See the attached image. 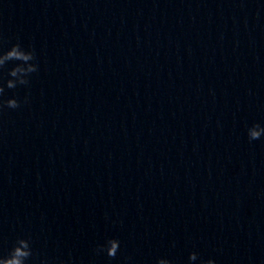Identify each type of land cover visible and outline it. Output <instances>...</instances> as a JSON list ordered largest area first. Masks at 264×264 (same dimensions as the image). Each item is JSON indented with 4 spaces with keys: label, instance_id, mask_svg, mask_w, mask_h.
Returning a JSON list of instances; mask_svg holds the SVG:
<instances>
[{
    "label": "water",
    "instance_id": "95a60500",
    "mask_svg": "<svg viewBox=\"0 0 264 264\" xmlns=\"http://www.w3.org/2000/svg\"><path fill=\"white\" fill-rule=\"evenodd\" d=\"M15 43L37 71L0 111V255L264 264V0H0Z\"/></svg>",
    "mask_w": 264,
    "mask_h": 264
},
{
    "label": "clouds",
    "instance_id": "9594fccd",
    "mask_svg": "<svg viewBox=\"0 0 264 264\" xmlns=\"http://www.w3.org/2000/svg\"><path fill=\"white\" fill-rule=\"evenodd\" d=\"M35 56L33 51L26 50L19 43L12 44L9 48L0 50V111L4 108L17 109L21 101L15 96L4 98L5 89H15L19 85H27L31 73L37 71V65L33 63ZM11 63V66L8 65ZM6 69V77L4 70ZM23 103H27V97ZM247 136L250 141L260 139L264 136V126L254 123L247 128ZM120 249V242L116 238H108L94 248L95 255H106L108 258H115ZM33 256L29 238L17 237L7 255H0V264H26ZM188 264L199 260V264H215L211 257L201 259L195 251L189 252ZM39 264H50L46 258H41ZM60 264H64L63 261ZM155 264H174L173 260L167 257H157Z\"/></svg>",
    "mask_w": 264,
    "mask_h": 264
}]
</instances>
